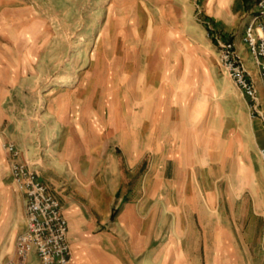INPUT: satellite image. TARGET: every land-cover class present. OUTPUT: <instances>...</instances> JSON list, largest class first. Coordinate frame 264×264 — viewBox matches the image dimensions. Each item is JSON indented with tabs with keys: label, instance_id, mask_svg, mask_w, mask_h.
Segmentation results:
<instances>
[{
	"label": "crops",
	"instance_id": "obj_1",
	"mask_svg": "<svg viewBox=\"0 0 264 264\" xmlns=\"http://www.w3.org/2000/svg\"><path fill=\"white\" fill-rule=\"evenodd\" d=\"M147 20L148 40L138 36V43L150 53L153 17ZM133 39H125L126 56L99 52L97 60L131 73L141 64ZM156 42L158 76L149 79L147 63L131 75L146 102L141 115L128 109V118H120L112 96L107 122L99 110H78L70 118L75 135L67 130L65 142L55 145L52 128L16 146V158L1 149L0 155L31 162L59 201L71 248L67 264H264L263 119L251 116L231 79L215 82L210 66L196 60L197 48ZM257 86L263 99L258 80ZM107 131L127 150L125 167L113 150L97 156ZM75 139L86 144L79 148ZM76 148L87 156H76ZM9 185L0 183V264L25 228V196L12 179ZM28 264H39L34 251Z\"/></svg>",
	"mask_w": 264,
	"mask_h": 264
},
{
	"label": "rangeland",
	"instance_id": "obj_2",
	"mask_svg": "<svg viewBox=\"0 0 264 264\" xmlns=\"http://www.w3.org/2000/svg\"><path fill=\"white\" fill-rule=\"evenodd\" d=\"M256 2L0 0L2 153L10 155L6 143L11 142L20 147L32 138L37 142L38 136L43 138L52 128L56 129L53 136L58 138L55 145L65 142L70 135L65 134L67 130L75 135L70 118L78 110H99L103 122H107L109 98L112 96L115 97L113 103L123 115L120 118H128V109L141 115L146 110V102L139 98L142 92L136 89L137 86L135 88V84L130 83L131 75L136 76L139 71L143 73L141 65L146 68L147 63L149 79L158 76L159 59L153 47L159 40L165 47L170 44L184 49L187 46L197 48L196 60L210 66L215 82L223 76L229 78L219 65L214 37L219 35L233 41L238 49L240 45L243 46L241 36ZM149 17H153L152 37L147 43L152 48L147 53L141 50L143 46L140 45L142 42L138 43V36L144 41L148 40L144 36ZM127 35L130 40L134 38L135 53L132 55L141 64L133 68L131 73L123 74L127 73L126 69L108 68L97 58L100 53L108 54L110 59L114 55L126 56L123 44ZM240 53L246 64L252 67L245 46ZM118 80L121 82L117 83ZM154 119L157 120V117ZM102 137V149L97 156L105 159L109 151L113 150L125 167L127 150L117 143L116 137L109 131L103 133ZM75 143L81 148L82 144L77 139ZM85 150L88 151V147ZM85 150L76 148V156H85ZM12 161L0 155V183L7 185V189L10 188L9 181L12 179L14 182L11 175Z\"/></svg>",
	"mask_w": 264,
	"mask_h": 264
},
{
	"label": "built area",
	"instance_id": "obj_3",
	"mask_svg": "<svg viewBox=\"0 0 264 264\" xmlns=\"http://www.w3.org/2000/svg\"><path fill=\"white\" fill-rule=\"evenodd\" d=\"M242 43L246 46L257 69V78L250 71L245 59L233 41L215 36L218 60L235 86L249 100L251 116L264 122V0H257L255 10L244 27ZM259 86L263 91L261 99ZM12 158L18 156L16 146L5 144ZM264 161V147L259 150ZM11 175L25 196V228L15 240L14 251L4 264H28L35 252L39 264H67L71 248L68 242V225L57 198L37 175L29 161L13 160Z\"/></svg>",
	"mask_w": 264,
	"mask_h": 264
}]
</instances>
